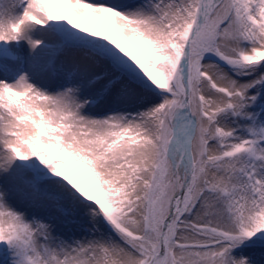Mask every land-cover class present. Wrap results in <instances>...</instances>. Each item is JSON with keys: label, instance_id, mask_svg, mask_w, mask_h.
Returning a JSON list of instances; mask_svg holds the SVG:
<instances>
[{"label": "snow or ice", "instance_id": "snow-or-ice-1", "mask_svg": "<svg viewBox=\"0 0 264 264\" xmlns=\"http://www.w3.org/2000/svg\"><path fill=\"white\" fill-rule=\"evenodd\" d=\"M0 264H264V0H0Z\"/></svg>", "mask_w": 264, "mask_h": 264}]
</instances>
